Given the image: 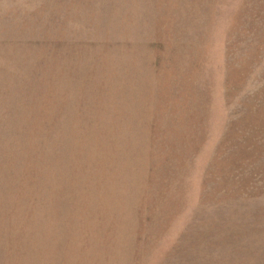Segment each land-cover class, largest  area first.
I'll return each instance as SVG.
<instances>
[{"label": "rangeland", "instance_id": "obj_1", "mask_svg": "<svg viewBox=\"0 0 264 264\" xmlns=\"http://www.w3.org/2000/svg\"><path fill=\"white\" fill-rule=\"evenodd\" d=\"M0 264H264V0H0Z\"/></svg>", "mask_w": 264, "mask_h": 264}]
</instances>
